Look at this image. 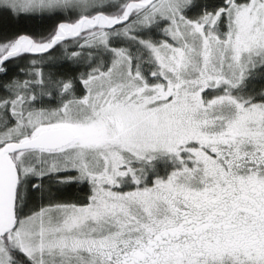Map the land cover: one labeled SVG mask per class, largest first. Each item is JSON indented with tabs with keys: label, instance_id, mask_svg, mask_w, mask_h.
I'll use <instances>...</instances> for the list:
<instances>
[{
	"label": "snow or ice",
	"instance_id": "obj_1",
	"mask_svg": "<svg viewBox=\"0 0 264 264\" xmlns=\"http://www.w3.org/2000/svg\"><path fill=\"white\" fill-rule=\"evenodd\" d=\"M0 264H264V0H0Z\"/></svg>",
	"mask_w": 264,
	"mask_h": 264
}]
</instances>
